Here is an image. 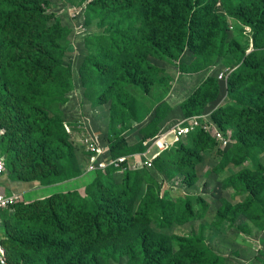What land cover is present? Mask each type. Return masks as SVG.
I'll return each instance as SVG.
<instances>
[{"label": "trees", "instance_id": "obj_1", "mask_svg": "<svg viewBox=\"0 0 264 264\" xmlns=\"http://www.w3.org/2000/svg\"><path fill=\"white\" fill-rule=\"evenodd\" d=\"M41 1L0 0V72L6 71L5 78H0V131L4 129L0 136V152L7 155L5 167L13 180H38L49 187L88 173L85 168L88 154L81 146L73 144L64 127L66 121H73L67 103L70 95L78 91L72 88L71 69L62 54L69 32L60 21L47 26ZM107 1L128 7L129 28L137 35L132 48L126 51L118 48L116 57H104L110 59L109 63L94 62L103 85L97 91V94L102 91L97 98L99 101L94 104H112V124L129 121L132 126L140 117L135 112L136 97L131 92H139L146 100L153 98V104L146 106V114L138 123L141 145L160 133L161 118L165 115L163 107L168 104L162 100L168 93L163 88L165 70L154 64L151 56L179 60L190 48L196 61L189 69L196 73L207 68L212 57L223 55L229 36V16L255 30L264 24V0L257 3L255 0H223L225 11L216 10L212 0ZM102 5L107 7L108 4L91 0L87 10L89 13L100 11ZM233 57L239 65L234 66L237 68L234 75L246 84L244 92L230 89L229 97L234 102L225 107L220 103L217 110L203 112L219 100L217 95L225 87L220 79L209 76L182 102V109L186 117L213 112L212 120L221 129L232 127L237 143L229 146L227 154L235 157L239 148L248 144L253 136L264 145V135H259L264 128L260 127L264 125V44L256 39L251 52L236 47ZM12 76L31 82V97L36 98L21 96L22 84L16 91L12 87L15 81ZM43 87H61L59 95L47 97L52 99L50 104L65 102L62 118L61 110L51 116L45 111L49 103L43 99ZM78 95L83 97L80 106L83 108L86 96L83 91ZM38 98V105L27 103V100ZM135 129L136 126L132 131ZM191 135L201 141L211 137L202 129ZM105 143L110 145L112 158L133 150L123 132L113 139H105ZM79 148L83 150L81 153ZM139 149L147 150L145 147ZM222 155L226 156L225 152ZM200 160V155L192 148L178 143L163 151L154 167L167 176L164 183L177 177L174 171L183 172L185 189L189 192L197 181L196 167ZM173 166L180 169H173ZM117 168L89 172L94 179L85 196L74 190L53 193L28 204L18 202L12 208L16 210V222L12 224L7 220L4 223L3 220L1 232L10 262L20 264L19 256L26 264H36V255L45 253L47 264H111V260L119 261L123 257H129L135 264H230L228 257L220 258L204 238L197 236L201 234L186 239L157 233L152 225L153 217H161L158 219L160 227H169L177 216L182 223L189 221L194 213L189 199L183 201L182 208L175 209L173 200L162 197V186L151 174L152 168L145 170L146 191L141 172L130 169L124 181L118 182L114 178ZM233 178H244L246 190L259 198V186L264 180L256 173L244 168L229 180ZM243 207L248 208L249 204ZM218 212L217 224L226 221L224 211Z\"/></svg>", "mask_w": 264, "mask_h": 264}, {"label": "rangeland", "instance_id": "obj_2", "mask_svg": "<svg viewBox=\"0 0 264 264\" xmlns=\"http://www.w3.org/2000/svg\"><path fill=\"white\" fill-rule=\"evenodd\" d=\"M89 1L91 0H42L41 8L44 10V19L45 21L47 20V26H52L56 21H60L61 25L69 32L63 42L65 50L62 51V54L65 62L68 63L71 69L72 88L83 91L86 96V104L83 105V108H80V106L76 107V105H72V103L69 104L67 109H70L72 106L69 113L73 116V121L81 116L84 117V124L87 128V132L100 136L102 143H105V139H113L119 132H123L129 145L133 147V150L128 153L120 154L119 157L129 156L134 153H145L154 138L165 134L172 127L182 123L186 119L202 115L198 114L186 117L182 109V102L192 95L209 76L220 79L225 87L223 86L224 90L221 88L217 95L219 100L213 102V104L203 112L217 110L220 107V103L225 107L229 102H234L229 97V94H231L230 89L241 94L246 89V84L240 80L237 74L234 75L237 69L234 68V66L238 65L235 63L236 60L233 57L234 49L238 47L239 49H246L248 52H251L254 48L256 39H259V41L264 44V24L259 25L258 29L255 30L254 27L240 23L238 20L229 16V36L223 55L212 57L210 65L204 70L193 73V70L189 69L194 61H196L190 48L185 50L179 60L171 59L167 56H151V61L165 70V73L162 75V78L165 80L163 88L164 90H168V93L162 100L166 101L170 107H168V104L163 107V113L165 112V115L163 114L161 118L163 120L160 133L154 138L146 139L143 141L144 144L141 145L140 134L137 133L138 127L140 126L138 123L142 121L146 114V106L153 104V98L146 100L141 97L139 92H131L136 97L135 112L137 116L140 117L139 122H133L132 126L129 121H122L114 126L111 122L112 104L107 103L105 106L94 104L99 101V99L97 101V98L100 97L102 93L101 91L97 94L98 89L100 87L103 88L102 81L97 76L94 62L100 61L103 62L104 65L109 63L110 59L108 60L104 57H116L118 48H123V51H126V48L130 49L133 47V43L136 40V32L133 28H129L131 22L129 9L125 7V4L114 3L107 0H96L98 3L103 2L108 4L107 7L102 5L103 10H93L92 13H89L87 10ZM212 1H214L216 10L220 9L225 11L223 0ZM257 2L260 1L255 0V3ZM221 45L222 44L219 43V46ZM107 52H109V54H107ZM94 56L97 57L94 59ZM184 65L189 70L183 69ZM5 76L6 71H1L0 78L4 79ZM12 80H15L12 84L14 89H19L17 86L22 84V88L19 89L21 96H24L25 99L36 98V96L31 97L33 91L31 82L23 80L22 77L13 76ZM236 80H238V82L234 83ZM229 81L230 86L228 85ZM92 86L94 87L93 89L91 88ZM228 86L229 93L227 91ZM60 88L43 87L41 90L45 94L43 99L49 103L45 111L51 116L61 110L60 116L62 118L65 102L59 104L55 99L56 103L50 104L52 99L47 97H56L59 95ZM154 91L155 89H153V92ZM69 94L70 92L66 95L68 96ZM39 102L40 98L31 99L30 102L27 100V103H34L35 105H38ZM135 126L137 129L132 131ZM260 127H264V125ZM225 132L227 133V137L231 140L229 146L236 144L237 139L234 129L230 127L225 130ZM3 133L4 129L0 131V136ZM209 135L211 136L210 138L201 141L200 139H195L197 137L196 135L192 136L190 134L178 142L185 147L192 148V150L197 152L201 157L196 167L197 181L189 192L187 188L185 189L186 184L183 182V172L174 171L177 177L170 182L166 181L164 183V178L167 176L163 174L161 170H156L155 167L151 169V174L162 186V197L173 200L171 201L173 208H182L183 201L189 199L194 210L189 221L185 223L180 222L177 216L176 220L173 218L174 221L169 227H160L159 225H161V223L158 222V219L161 220V217H153L151 218L152 225L157 233L166 235L170 238L182 237L190 239L193 235L201 234L197 236L204 238L208 246H210L220 258L221 256L228 257V262L230 264H251L254 261L259 264H264V251H261L259 254L260 256L254 254L255 251L260 248L264 249V182L259 186L260 196L257 198L256 194L252 191L246 190V180L244 178H233L229 180L230 176L244 168L256 173L258 177L264 180V145L253 136L248 144H243V146L239 148L238 154L232 157L233 154H227L228 148H230L229 146L227 147L221 144L213 134ZM259 135H264V128L261 129ZM171 139H173V136H171ZM81 147L84 149L83 146ZM142 147H145L147 150L143 151L139 149ZM149 147H151V145ZM82 148L78 149L79 153L83 151ZM156 150L157 149H155V151ZM154 152L152 151L149 156H152ZM223 152H225L226 156L222 155ZM0 156L4 161L7 158V155H3L1 152ZM182 156L185 157L186 155ZM227 161H229V163H227ZM176 166H173V169L177 168ZM117 169L118 172H116V175L114 174V178H116L115 180L118 182L124 181L127 175L126 173L130 169V171L138 170L141 172L139 175L144 180L143 184L146 191L148 184L146 182L147 172H145V170H149L147 167L138 169ZM170 176L172 175L168 177ZM11 177L10 171L6 169L2 179L8 182L16 181ZM88 180V177L84 179L85 182ZM24 187L25 194L24 196L22 195V197H24V199L36 200L39 199L38 197H40L41 194L58 193L61 192L63 188H72V185L66 184L62 188L53 185L45 188L47 186H44L38 180H34L26 182ZM83 195L85 196L86 192H84ZM198 197L202 198V200H198ZM40 199H42V197ZM138 202H140V198ZM25 203L28 204V202ZM245 203L249 204L248 208L243 207ZM229 205L232 206L233 209L228 207ZM220 210L224 211L226 221L217 224V213L219 214L218 211ZM15 212L16 210L8 211V213L7 211L6 213L2 212L1 220L4 216V223L8 220L14 224L16 222ZM234 216H237V218L234 219ZM178 249L179 246L177 243L176 250ZM36 256V264H47L45 253H39ZM17 259L20 264H26L19 256H17ZM111 264H135V262H132L129 257H123L119 261L111 260ZM221 264H223V262Z\"/></svg>", "mask_w": 264, "mask_h": 264}, {"label": "built area", "instance_id": "obj_3", "mask_svg": "<svg viewBox=\"0 0 264 264\" xmlns=\"http://www.w3.org/2000/svg\"><path fill=\"white\" fill-rule=\"evenodd\" d=\"M222 77V76H221ZM79 91H74L70 95V101L67 106L72 103L76 107L81 106L84 102L82 95H78ZM80 96V97H79ZM72 106L70 107V111ZM212 113L202 114L199 116L192 117L184 120L182 123L175 125L165 134L158 136L153 139L149 144L148 150L143 153V158L140 159L141 154H132L129 156H122L119 158H112L108 156L110 151V145L102 143L100 136L87 132V128L84 124V117L77 118L76 120L66 121L64 127L70 136V140L73 144L83 146L88 154L87 159V171L94 172L97 170L106 171L112 166L122 168H153L155 166V160L160 156L163 151L170 150L175 147L178 142L184 137L190 135L192 132L202 129L209 134H213L217 140L224 146H229L231 140L227 137V133L220 128V126L212 120ZM71 116V114H70ZM173 136V139H171ZM155 149H157L155 151ZM154 152L152 156H149L151 152ZM134 159L133 164L129 163L128 160ZM6 167L3 158L0 156V180L5 173ZM23 197L20 193L5 194L0 190V227H1V214L3 211L12 209L18 202L22 201ZM3 236L0 231V264H13L10 262L5 246L3 245Z\"/></svg>", "mask_w": 264, "mask_h": 264}, {"label": "crops", "instance_id": "obj_4", "mask_svg": "<svg viewBox=\"0 0 264 264\" xmlns=\"http://www.w3.org/2000/svg\"><path fill=\"white\" fill-rule=\"evenodd\" d=\"M110 153L111 152L109 151L108 152V156H110ZM140 154L142 155V156H140V159H142L144 157L143 156V153H140ZM134 162H135L134 159H129L128 162H127L128 163V166H129V163L133 164ZM129 167L131 168V166H129ZM86 177L89 178V180L87 182L84 181V179ZM93 179H94L93 178V175L88 172L83 177H80V178L75 179L73 181H67V182H63V183H60V184H56L54 186L62 188L66 184L72 185V188H63L61 192L78 190V191H80L83 194L84 192H86V189H87L88 185L93 181ZM5 181L6 180H3V179L0 180V182H1L0 183V190H1V192H4L5 194H8V195L13 194V193H20L21 195L24 196V194H25V187L24 186L26 185V182H22V181H12V182L6 181L5 182ZM45 188H48V187H45ZM82 191H84V192H82ZM51 194L52 193L41 194V196L38 197V198L40 199L41 197L42 198L48 197ZM22 201H24V202H32L33 199H24V197H23ZM3 220H4V216L2 217V220H1V224H2V229H0L1 232L3 231ZM2 236L4 237L3 233H2ZM261 251H264V249L263 248H260L259 250L255 251L254 254L259 255L261 253ZM246 256H240V257H246ZM251 264H259V263H257L256 261H254Z\"/></svg>", "mask_w": 264, "mask_h": 264}]
</instances>
